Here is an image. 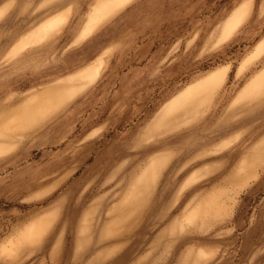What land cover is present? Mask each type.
Here are the masks:
<instances>
[{
	"label": "rangeland",
	"instance_id": "obj_1",
	"mask_svg": "<svg viewBox=\"0 0 264 264\" xmlns=\"http://www.w3.org/2000/svg\"><path fill=\"white\" fill-rule=\"evenodd\" d=\"M103 1L0 0V106H10L17 98L8 102L10 96L25 90L27 86L23 80L30 72H35V63L40 59L39 51L31 54L26 47L19 48L17 53L10 50L22 42L24 36L54 16L60 18L58 32L43 42L50 50L54 47L49 57L78 50L83 57L90 51H93L91 57L100 55L103 59L99 63L104 62L106 66L102 78L111 79L104 82L106 85L102 88L109 94L121 88L122 76L138 71L139 84L122 87V90L128 89L122 97L125 105L134 108V114L130 112V126L146 122L186 84L208 72L173 98L162 115V118L174 114L175 118L186 119L189 110L209 97L190 118L175 122L171 128L185 132L191 123L195 122L196 126L203 124L198 136L189 133L182 136L183 139L179 138L183 141L168 145L162 150V155H169L162 156V165H147L125 194L124 205L131 209L147 191L151 193L155 189L156 202L158 205L162 203L163 208L159 222L150 223L154 230L164 227L166 216L176 212L174 245L169 252L160 254L158 260L155 254L150 253L139 264H264V149L256 150L258 158L253 166L254 176L246 180L253 174V169L248 167L240 175L246 180L242 181L244 183L238 184L228 180L230 176L226 177L236 168V153L232 154L233 151L244 150L254 140L257 145L264 146V102L245 122L241 119L244 114L240 118L242 112H237L234 120L230 118L233 111H228L234 109L235 96L263 65L256 62L239 71L247 50L264 30V0H132L90 35L73 44L84 24L83 33H87L129 0L87 29L90 15ZM242 8L249 13L242 28L233 38L217 46L221 22ZM235 24L236 19H233L226 25L224 37L231 33ZM28 52L31 58L27 56L25 61L16 62ZM48 62L52 66L53 58ZM67 62L68 59L64 64ZM226 64L230 66L227 74L228 66L214 69ZM215 72L216 79L209 80ZM96 73L97 67H92L69 76L0 117V156L14 148L24 130L46 118L86 87ZM263 85L264 70L247 83L243 95L254 93ZM243 102L236 105L246 104ZM234 125L236 132L223 139L232 138L231 141L220 146L217 152H208V155L200 157L186 148L190 147L189 144L198 145L195 144L198 142L203 145L201 148L215 143L228 131L225 130L228 126ZM21 139L26 140L25 137ZM227 151L232 155L222 160L226 162L224 166L185 181L190 173L205 167L206 162H216L217 156ZM10 156L0 159V241L17 229L20 215L35 204L44 205L52 199L25 198L19 195L21 191H16L18 185L9 187V178L16 175L19 166L31 164L40 157L39 152L32 151L22 162L14 161L4 166ZM61 185L51 187L49 193L55 194ZM96 188L97 183L92 181L83 187L84 190ZM42 230V225H32L16 239L3 242L0 245V264H26L34 253L28 256L23 253L26 246L22 241L24 238L35 239ZM166 240L162 243L165 244ZM36 264L62 263L39 259Z\"/></svg>",
	"mask_w": 264,
	"mask_h": 264
},
{
	"label": "crops",
	"instance_id": "obj_2",
	"mask_svg": "<svg viewBox=\"0 0 264 264\" xmlns=\"http://www.w3.org/2000/svg\"><path fill=\"white\" fill-rule=\"evenodd\" d=\"M131 1L129 0L87 33H83L84 24L80 34L74 38L73 44L79 43L90 35ZM248 14L245 8L238 9L221 22L217 35V46L237 34L247 20ZM56 17L58 16L48 19L32 30L24 36L22 42L10 50L17 53L19 48L26 47L27 50H31V54L39 51L40 59H37L35 63L33 69L35 72H30V75L23 80L24 86H27L25 90L10 96L8 102L17 97L10 106H7L8 104L0 106V117L38 93L40 94L45 88L69 76L92 67H97V73L86 87L61 107L34 126L24 130L14 148L0 156L1 159L11 155L3 164L5 166L11 165L14 161L22 162L29 157L32 151L39 152L40 157L31 164L23 166L18 164L20 169L16 175L9 178V187L18 185L16 191H21L19 195L25 198H52L44 205L35 204L29 211L20 215L16 222L19 223L17 229L0 241V245L10 238L16 239L22 231L29 230L32 225H42L43 230L39 236L35 239L24 238L22 241V244L26 246L23 253H27V256L34 253L31 259L25 262L26 264H36L39 259H48L51 262L59 260L62 264H139L150 253L155 254L154 257L158 260L160 254L169 252L175 243L173 239H175L177 227L176 212L166 216L164 227L154 230L152 226L150 227V223L152 221L159 222L163 208L162 203L158 205L156 202L155 189L151 193L147 191L141 201L131 209L124 205L125 194L135 177L147 165L151 163L162 165V156H169L167 153L162 155V150H165L168 145L183 141L179 138L183 139L182 136L189 133L198 136L203 124L196 126L195 122L191 123L185 132L173 131L171 128L175 122L190 118L194 110L199 108L209 97L197 107L189 110L186 119L175 118L174 114L166 118H162V115L173 98L186 86L201 79L208 72L186 84L154 114L149 116L146 122L130 126V112L134 114V108L130 109L125 105L122 97L128 89L122 90V87L139 84L138 71H134L128 76H122L119 83L121 88L114 94H109L107 89L103 90L102 88L106 85L104 82L111 81V79L102 78L106 66H104V62L99 63L102 58L100 55L91 57L93 51H90L83 57L80 55L81 51L78 50L67 55L57 53L56 57L51 54L49 57L54 47L50 50V47L43 42H47L46 40L58 32V25L54 26L47 34L26 42L30 34ZM233 19H236L235 27L229 35L224 37L225 27ZM262 31L261 36L252 42L239 67V71H243L251 64L263 63L248 82L264 70V30L262 29ZM39 43L40 45H38ZM27 56L31 58L28 52L24 58H17L16 62L22 59L25 61ZM50 58H53L52 66L48 64ZM67 59L68 62L65 65L64 62ZM96 59L97 61L92 63ZM224 66H228L227 74L230 68L228 64L214 69ZM244 87L235 96L232 104L233 107L235 106L234 109L228 111H233L230 118L232 117L234 120H236V113L242 112L240 118L244 114L241 119L245 122L263 104L264 85L258 91L247 95H243ZM240 102L246 104L236 105ZM249 102L251 103L249 104ZM235 128L236 125L231 128L228 126L225 129L228 131L224 132L219 140L204 148H201L203 145H200V142L195 143L198 145L189 144L190 147L186 146V148L191 149V154L198 153L196 155L200 157L208 155V152H217L220 146H225L231 141L232 138L226 141L223 139L234 134ZM166 135L170 137H164ZM22 137H25L26 140H22ZM259 145L254 140L244 150L232 152V154L236 153V168L226 176L231 177H228V180L240 184L254 176L253 166L257 164L258 158L256 150L264 149V146ZM229 152L218 155L216 162H206L205 167L190 173L185 181H192L198 175L208 174L210 169L218 170L226 163L222 160L231 157L232 154ZM248 167L253 169V174L243 180L240 175ZM91 181L97 183V188L84 190L85 184ZM113 181L116 182L112 184ZM60 183L61 187L51 195L50 188ZM107 184L111 185L107 186ZM188 214L185 215L186 217L184 216L185 219ZM165 238L167 240L163 244L162 241ZM33 247L35 248L33 249Z\"/></svg>",
	"mask_w": 264,
	"mask_h": 264
},
{
	"label": "bare ground",
	"instance_id": "obj_3",
	"mask_svg": "<svg viewBox=\"0 0 264 264\" xmlns=\"http://www.w3.org/2000/svg\"><path fill=\"white\" fill-rule=\"evenodd\" d=\"M127 0H104L100 2L95 8L94 12L90 15V23L87 26V29L91 28V24L94 22H98L101 18L107 15L111 10L116 8L118 5L125 3ZM59 22V18L55 20H50L48 23L34 31L28 38L29 42L31 39L47 34L54 26H56ZM32 41V40H31ZM92 72V70H90ZM93 73V72H92ZM94 74V73H93ZM217 73L211 74L209 76V80L213 81L216 79Z\"/></svg>",
	"mask_w": 264,
	"mask_h": 264
}]
</instances>
